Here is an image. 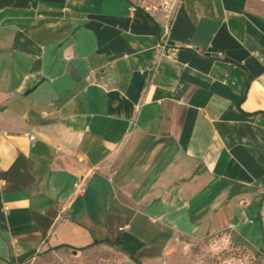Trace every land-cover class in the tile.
Segmentation results:
<instances>
[{"label": "crops", "instance_id": "obj_1", "mask_svg": "<svg viewBox=\"0 0 264 264\" xmlns=\"http://www.w3.org/2000/svg\"><path fill=\"white\" fill-rule=\"evenodd\" d=\"M164 23L130 0H0V264L264 242V0H184L163 50Z\"/></svg>", "mask_w": 264, "mask_h": 264}, {"label": "rangeland", "instance_id": "obj_2", "mask_svg": "<svg viewBox=\"0 0 264 264\" xmlns=\"http://www.w3.org/2000/svg\"><path fill=\"white\" fill-rule=\"evenodd\" d=\"M252 240V242H250ZM244 241L226 233L207 236L204 241L175 251V264H264V242L260 237ZM260 248H263L261 250ZM19 264H138L112 247L99 246L80 253L57 251Z\"/></svg>", "mask_w": 264, "mask_h": 264}, {"label": "built area", "instance_id": "obj_3", "mask_svg": "<svg viewBox=\"0 0 264 264\" xmlns=\"http://www.w3.org/2000/svg\"><path fill=\"white\" fill-rule=\"evenodd\" d=\"M184 0H130L132 11L142 10L151 17L162 16L165 19L164 26H161L160 47L164 50L168 46V38L171 28L175 22L178 11ZM154 71V68H152ZM34 139V135H30ZM75 187L79 193L84 191L83 177L75 182ZM233 224L230 225L232 227Z\"/></svg>", "mask_w": 264, "mask_h": 264}, {"label": "trees", "instance_id": "obj_4", "mask_svg": "<svg viewBox=\"0 0 264 264\" xmlns=\"http://www.w3.org/2000/svg\"><path fill=\"white\" fill-rule=\"evenodd\" d=\"M99 242V240H96L95 243ZM130 258H132L133 260H135L138 264H142L141 262H139L134 256H130Z\"/></svg>", "mask_w": 264, "mask_h": 264}]
</instances>
